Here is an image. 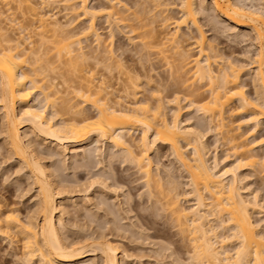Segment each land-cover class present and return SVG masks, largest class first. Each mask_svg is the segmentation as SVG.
I'll return each instance as SVG.
<instances>
[{"label": "bare ground", "instance_id": "bare-ground-1", "mask_svg": "<svg viewBox=\"0 0 264 264\" xmlns=\"http://www.w3.org/2000/svg\"><path fill=\"white\" fill-rule=\"evenodd\" d=\"M54 1L61 2L67 9L69 16L65 22L55 17V13H51L50 9L43 10L44 6L52 4L51 2ZM87 1L6 0L5 4H10L7 7L8 13H5L6 9H0V108L3 111L0 132L4 134V140L9 147L8 151L25 166L27 177L32 179V184L36 185L37 188L36 206L24 218L20 216L17 208L9 206L8 202L0 199V235L9 239L13 236L16 237V241L21 244L23 258L29 263L37 261L38 264H83L84 257L99 255L100 259L96 263L93 260H88L84 264H120L121 257L124 256V254L119 256L118 246L105 238L106 236L102 231H98L99 233L95 231L97 234L93 233L96 235L91 233L83 240L76 238V240H68L62 236L61 228L65 222L62 221V213L64 214V212L61 208V195L65 186L58 179V165L54 169H49L48 162L46 164L45 161H42L44 157L40 144L36 141L34 143L27 137V130H22L28 128L36 135V138L39 137L47 143L48 157L58 156L60 159L62 157L63 160L68 159L71 145L87 144L92 146L83 149L82 159L87 162L89 157H95V159L96 156L100 155L104 157L107 149L105 148L106 143H110V146L122 154L124 160L136 166L139 172L143 173L144 184L150 192L148 195L150 198L151 195H154L153 198L155 195L158 196L157 192V194H152L154 193L152 188L160 185V176L152 172V160L149 155L159 148L158 143L169 145L176 161L183 166L189 176L188 183L191 190L185 194L191 193L195 202L190 208L180 205L179 196L184 194L177 190L178 183L176 184L173 180L169 181L171 185L169 184L170 186L167 187V192H163L164 195L167 193L171 195L167 194L169 197L163 196L166 199L160 205L168 210L169 218L176 222L178 229L187 234L188 242H190L193 251L191 253L193 260L190 264H264V231L258 228V223L252 218V210L260 205V201L256 196L254 198L252 196L253 199L250 196L248 198L246 195L244 196L241 191L243 186L240 185L243 180L242 169L246 166H260L264 175V154L259 153L261 155L259 157L257 152L252 151L257 141L264 143V133L258 140H249L251 135L254 136L255 131L258 132L260 127L264 128V6L256 3L264 0H210L212 8L229 22L228 25L236 31V36L244 37L245 40L247 34L253 35L255 43L253 53L252 55L248 53L250 51L246 53L250 55L248 58L252 63L250 66L252 93L244 89L248 82L241 79V69L244 64L236 65L229 57L224 56L216 44L207 41L196 16L197 13L199 14L196 0H179L178 2L176 0H150L153 2V5L150 6L148 4L151 2L145 1V8H147L146 6L149 9L151 6L156 7V9L152 7V10L155 9L153 15L148 8L147 11H150L148 14L151 16L143 15L147 13L144 5L141 8L143 14H133V23L129 25L130 30H127L133 31L132 33L138 32L136 36L140 40L138 44L140 48L136 52L139 53L140 62L142 60L143 62L149 61V56L157 51L160 57L157 56L156 58H159V61L160 58L163 59L166 64L170 65L169 69L173 65L176 67V72H180V75L181 72L187 74L184 76L182 73L184 78L182 75L181 77L178 75L180 81H177L183 82L184 80V82L177 85L183 87L180 84H186L182 89L176 85L178 82L175 81V77L178 79V73H174L175 70L173 72L172 68L169 70V74L176 75L173 77L177 86V88L175 86L176 90L184 91V96H181L182 92L179 93L180 95L175 92L176 95L171 102L181 103L180 101L183 99L186 101L185 106L199 112L202 118L194 124L185 123L179 117V110L182 108L180 109L178 104H176L178 107L176 106L177 109H174L173 115L167 116V112L164 111L167 98L165 97V100L162 98L161 90L158 91L160 96L158 93L157 95L154 94L153 91L155 90H151V96L148 98L138 96L139 93L134 87L138 86L140 77L145 76L147 78L143 79H146L150 84L153 80L150 69L153 70L152 67L154 66L147 69L145 62H142L141 66L139 65L141 68L135 66L136 63L126 66L121 57L115 58L118 57V54L115 55V48L112 47L114 46V43L112 44L114 27L112 28V25L117 27L121 24L120 26H123L121 28H125L129 24L127 22L129 21L127 20L128 17H126L128 12L127 15L125 13L122 15L120 11L125 9L127 11L130 6L128 7L122 0H107V3L101 6H90ZM135 3L137 4V1ZM116 7H124L125 9L120 10ZM176 7L178 14L174 15L171 10ZM200 8L202 12L206 10L204 1L200 3ZM10 10V14L13 10L14 12L19 11V14L24 10V12L27 11L29 19L23 18V20L28 21V23L25 22L27 25L22 24L19 18L10 16ZM78 17H80L79 19L86 18L87 24L84 23L79 28L75 26L76 30L71 24ZM99 17H105L106 22L111 24L109 28L112 29L110 30L111 38L108 36L111 42L106 43L107 45L103 44L104 48H100L102 46L101 41L104 39L96 28V19ZM155 17H160L161 23L158 22L162 29L165 28V34L161 32V27H157L160 31L155 29L156 25H153V22L156 23L157 21ZM5 20L11 23L8 25L17 28L18 33L16 35L9 34L8 22ZM217 22L218 20L212 18L211 26L214 28ZM67 24L72 27L67 29ZM189 24L197 29V35L194 34V37L191 35L192 32H180L183 26L188 27L190 31ZM28 25H33L34 28L31 27V29L37 30L36 33L40 39L39 44L34 45V40L24 34L29 27ZM166 28H171V30ZM127 30L125 32L128 33ZM91 35L95 36L93 40H96V48L94 51L90 49L84 51L85 46L82 43ZM46 41L55 43L52 48L54 57L57 56L56 58L61 63L68 65L73 74L76 69H81L83 65L94 64L92 69L88 65L89 71L86 67L88 71L86 75L80 76L81 73L79 75L75 73L78 75L79 81H76L78 84L76 83L74 92L72 91L73 95L75 94L84 102V105H90L92 111L84 108L81 104L79 105L80 102H71L70 100L73 98L64 97L66 99L63 98L61 102L56 101V96H53L54 99H52V92L49 89H55L58 84L56 82L54 85L53 82L55 81L50 82L53 77H49V72H55L57 66L52 65L51 55L49 57V52H47L49 49L46 48L51 45L47 46ZM135 42L132 41L136 45ZM87 45L89 46V44ZM117 48L120 49V46ZM155 48H157L155 52L152 51ZM91 49L93 48L91 47ZM150 52H152L151 55ZM151 60L153 59L151 58ZM98 65H101V68L108 73L118 68L119 74L126 75L121 87L125 94L119 93L123 92L119 90L118 94L115 95L117 88H113L112 84L106 80L107 78L105 79L104 73L101 74L103 77L97 79L94 74L98 72L95 71L94 73L93 69L94 67L97 68ZM116 79L119 78L116 76ZM118 88L120 87L118 86ZM54 91L53 94L58 92V90L57 92ZM37 92L42 94L44 102H46L45 105L41 104L40 100L42 99L37 100V96H35ZM127 93L133 94L129 102L124 101L129 96ZM150 99L155 102H150ZM169 102L167 101V104L171 105ZM16 103L19 104V108H17ZM46 106H49L48 109L50 110ZM226 113L228 117L230 113H249V117L246 118V122L238 120L235 125L231 119L230 122L228 121L229 118L226 117ZM241 123H246V125L250 123L248 124L251 126L250 131L238 132V129L242 127ZM213 128L220 129L224 143L230 144L232 153L229 156L234 155L233 160L225 157L223 160L222 158L221 160L224 162L221 167H219L220 156L218 157L216 153H213L214 155L209 154L210 148L205 138V131ZM135 129L140 130V136L136 138L133 137ZM98 142L103 143L104 148L98 145ZM97 162L102 163V160L98 159ZM220 163L222 164V162ZM86 165L88 163H85ZM108 177L106 176L104 179ZM104 179L99 180V183L106 187ZM93 182L92 184H94ZM158 187L160 188V186ZM115 188L117 189V187L113 189ZM115 190L114 192H116ZM157 200L160 201L158 198L154 201L155 203L153 202L155 207L158 204ZM102 210L105 215L111 213L105 201H102ZM108 220L109 222L112 221L110 218ZM219 227L223 230L227 229L229 232L225 233V230V232H219ZM182 235L185 236L184 233ZM231 238H235L237 244L235 243L232 248L234 251L230 254V249L228 250L225 246L227 245L226 241H230Z\"/></svg>", "mask_w": 264, "mask_h": 264}, {"label": "rangeland", "instance_id": "rangeland-1", "mask_svg": "<svg viewBox=\"0 0 264 264\" xmlns=\"http://www.w3.org/2000/svg\"><path fill=\"white\" fill-rule=\"evenodd\" d=\"M5 1L6 0H0V9H2V10L6 9L5 13H8L7 7L10 4L9 5L5 4ZM122 1L125 2L128 7L130 6L129 7L130 9L129 10L127 9V11H126V9L124 7H122V8L116 7V8H120V10L125 9L122 12L119 10L122 15H124V13L126 14L128 12V15L126 14L127 15L126 17H128L127 20H129V21H127V22H129V24L126 23L128 25H126L125 28H121V27H123V26H120L121 24H119L117 27L112 25V28L114 27V29H113L114 36L112 38V41H113L112 44L114 43V46H112V44H111V46L115 48V55L118 54V57H115V58L119 59V57H121L122 61L125 63L126 66L127 65H135L134 63H136L135 66H137L138 68H141L140 66L142 65L143 60L140 62L139 55H138L139 53L136 52L139 50L138 48H140V46L138 45L140 43V40L136 36V34L138 32L134 31V33H132L133 31L132 32L129 31L130 30L129 25L133 23V20H132L133 14H135V15L143 14L144 12L141 11V8H143L144 4L146 5L145 1H147V3L151 2V1L150 0L149 1L148 0H122ZM136 1H137L138 5L135 3ZM176 1L178 2L179 0H176ZM203 1H204V5H206V10L203 11L204 13L202 12V10L200 8V3H202ZM203 1L202 0L201 1L196 0L197 7H198L197 9L199 12V14L197 13L196 16L198 17L199 25H201V28L204 31V34H205L207 41H209L213 44H216V46H218L220 48V50L224 53V56L229 57V59L232 60L236 65L244 64L243 68L241 69V74H242L241 79L248 82L246 84V86L244 87V89L247 90L249 93H252V87H251L252 84L250 81L252 78L251 77L252 74H250V72H251L250 66H252V63H250V59L248 57L250 55H252L253 48L255 47L253 35L247 34L245 36L246 37L245 40H244V37H241L239 35L236 36L235 35L236 31H234V29L230 28V25H228L229 22L224 20V18H222V16H220L212 8V6L210 4V0H203ZM51 3L52 4L44 6L43 10L50 9L51 13H53V14L55 13L54 14L55 17H57L59 20L65 22L69 16V14L67 15V9H65L64 5L61 2L54 1ZM87 3L90 6L91 5L101 6V5H105V3H107V0H88ZM152 3L153 2L149 3L148 5L149 6L153 5ZM256 3H257V5L259 3V5L261 4L264 6V1H257ZM145 5H144V8H145ZM146 7L148 8V6H146ZM152 7H154V6H151V8L150 9L148 8V9L150 11H152L151 14L153 15V11L155 12L156 7H154L155 9L153 8L154 10H152ZM147 8H145V12L148 10ZM150 11H147V13H145L143 15L148 14V12L150 13ZM171 11H173L174 15L178 14L177 7L172 9ZM18 12L19 11L14 12V10H13L12 14H10L11 13V10H10L9 14H10V16L13 15L14 17L19 18L20 19L19 21H21L22 24L28 23V21H25L26 18L29 19L28 18V16H29L28 12L27 11L24 13L20 12V14ZM151 14L150 15L148 14V16H151ZM171 14H172V12H171ZM23 18H25V19L23 20ZM79 18L80 17H78L77 19H75L74 22H72L71 25L74 28H75V26H76V28H79V26H83L84 23L87 24L86 18H83V19L82 18L79 19ZM212 18H214L216 21L218 20V22L216 23L214 28L211 26L212 24L210 23ZM155 20H157V21H156V23H154L155 22L154 21L153 25H156L155 29H157V27H161L159 24L160 17L159 18L155 17ZM6 22H8V21H6ZM8 24H11V23H9V22L7 23V26L9 28L8 29L9 34L16 35L18 33L17 28L15 29L14 27H12V25H8ZM110 25L108 24V21L106 22L105 17H99L96 19L97 32L100 33L101 37L104 39V40L102 39L103 41H101L102 46H100V48H104L103 44L107 45L111 42L109 40L111 38L110 30H112L111 28H109ZM149 25L153 26L152 24H149ZM72 26H70V24H67L66 28L69 29ZM128 26H129V28H128ZM31 27H33V25L29 26L27 28V30H25L24 34L26 36H29V38H31V40L32 39L34 40L33 41L34 45L39 44L38 41H40V39L38 38V33H36L37 30L36 31H35V29L33 30L34 27L31 29ZM147 27L150 28V26H147ZM189 28H190V31L188 30V27L183 26V27H181L180 32H187V33L192 32L191 33L192 36L194 34L197 35V32H196L197 29L193 25L189 24ZM125 29L126 30L129 29V30H127L128 33L125 32L126 31ZM164 29H162V27H161V32L163 34L166 33V32H164L165 31ZM166 29L171 30V28H166ZM139 30H141V29H139ZM157 30L160 31L159 28ZM127 34L128 35L131 34V35L128 36ZM213 35H215V36H213ZM129 37H131L132 39ZM94 38H95V36L93 37L91 35V37L89 36L85 41H83L82 44L85 46L83 49L84 51L85 50L87 51L89 49L94 51V49L96 48V44H95L96 40L94 41L93 40ZM35 39L37 42L35 41ZM190 40H192V39H190ZM132 41L133 42L136 41L135 43L137 46L134 43H132ZM102 42H104V43H102ZM53 44H55V43L54 42H52V43L47 42L46 45L47 46L51 45V46L46 47L47 49H49V51H47L45 49L47 52H49L48 53L49 57L51 55L50 59H52L51 60L53 62L52 65L53 66L56 65L58 67V68L56 67L55 72L53 71L55 74L52 71H51L52 73L49 72V77L50 78L53 77L50 80V82L55 81V82H53V84L56 82H57L56 84H58L57 85L58 87L55 86L57 88L58 92H57V90H55L56 88L53 90L49 89L52 92V99H54L53 96L54 97L56 96L55 97L56 101L58 100V102H61L64 97H67V99L73 98L70 100L71 102H76V101L78 103L80 102L79 105L81 104L84 106V108L88 109L89 111H92L90 105H88V104L84 105L83 104L84 102H82L81 99H79V97L75 96V94L73 95V92H74L73 90H74V87L76 86V83H77L76 81H79L78 75L80 73H81L80 76L83 74L86 75L87 72L89 71L88 65H89V68L92 69L94 64L89 62L90 64H88V65L86 64L87 66L83 65L82 68L79 66L81 69L78 68V69H76V71L73 70L74 71V74H73L71 69H69L68 65L63 64V62L61 63V61L56 58L57 56L54 57L55 55L53 54L54 51L52 49ZM87 44H89V46ZM119 46H120L121 50L117 48ZM91 47L93 49H91ZM44 48H45V46H44ZM156 49L157 48L152 49V51L154 50V52H155ZM118 50H120V51H118ZM133 50H134V52H133ZM248 51H250V52H248ZM247 52L250 55L246 54ZM120 53L123 55H121ZM151 53L152 52H150V55H151ZM155 53L154 54L152 53V55L149 56L150 62L144 61L146 63L145 64L146 66L143 64V66H145V68H147V69H150L152 66H154V67H152L154 71L152 69H150V74L152 77L151 79H153L154 81L152 80L149 84L146 81V79L145 80L143 79L146 76L140 77V79H139L140 81H139L138 86H137L138 88L134 87V89L137 90V93H139L138 96L140 98H143V97L148 98V96H151L150 93L153 90H155V91H153L154 94L157 95V93H158L159 96L161 94V96H162V98H164V100H165V97L167 98V100L165 101L166 107H164L165 108L164 111L167 112L166 113L167 116L171 117L173 115L174 109H177V107L179 105L180 109L182 108L181 110H179V113H180L179 117L185 123H188V124L196 123L197 121H199L202 118V117H200L202 115L199 114V112H197L196 110L190 109L191 107L189 108L188 106H185L186 105L185 100L182 99L183 101L181 100L180 101L181 103H176V102L172 103L171 102L172 99L174 98V95H176V94H179V93L181 94V92H182L181 96H184L183 95L184 91L176 90L177 86H178V88L184 89L183 87H185L184 85H186V84H180V86L183 85V87L182 86L179 87V85H177L179 83L184 82V80H183V82L182 81L178 82V81H180L179 77H178V75H180L179 74L180 72H176V67H173V65H171L172 71L174 72V70H175L174 73H176V74L178 73L177 74L178 79L175 77L176 76L175 74L172 73L174 76L172 74H169L170 73L169 70L171 68L169 69L168 67H170V65L166 64L163 59H162L163 60L162 61L161 58L159 61V58L158 59L156 58L157 56H159L157 51ZM137 55H138V57H137ZM151 58L153 60H151ZM163 63H165V64H163ZM91 64H93L92 67H90ZM147 64H148V66H147ZM246 64H247V66H246ZM86 67H87L88 71H87ZM83 68L86 70H84ZM100 68H101V65H98L97 68L94 67L95 70L93 69L94 73H95V71L99 73V74L98 73L94 74L97 76V79L103 77V75H101V74L104 73L105 79L107 78L106 80L110 84H112L113 88H115V89L117 88V91L115 90L116 91L115 95L118 94L119 90L123 91V92H119V93L125 94L124 90H122L123 88L121 89V87L123 86V80L126 79V75L125 74H119L118 68L113 69L111 73H108V72L104 71V69H102V68L100 69ZM173 68H175V69H173ZM77 70H79V71H77ZM59 72H61V73H59ZM75 73L78 75H75ZM182 73L183 72H181V75H182ZM52 74L55 76H53ZM60 74H62V75H60ZM181 75H180V77H181ZM183 75L186 76L187 74L183 73ZM56 76H57V78H56ZM111 76L113 77V79ZM116 76L119 79H116ZM153 76H154V78H153ZM184 76L182 78H184ZM171 77L172 78L175 77V81L178 82V83H176L177 86L175 85L174 78L172 79ZM182 78H180V79H182ZM185 83H187V81H185ZM119 84H121V85H119ZM163 84L166 85L167 87L164 86ZM118 86L120 88H118ZM175 86H176V88H175ZM162 89H163V91H162ZM54 90L57 93L53 94ZM160 90L162 93L160 92ZM158 91L160 92V94ZM175 92H176V94H175ZM38 93L39 92H37V94L35 93V96H37V100L42 99V100H40L41 104L45 105L46 102H44L45 100L42 97V94L41 93L38 94ZM127 94L129 96L127 98H125L124 101L129 102V100H131V97H133V94L132 93H127ZM135 96H137V94H135ZM38 97H39V99H38ZM149 98H151V97H149ZM33 99H34V97H33ZM65 99L66 98H64V100ZM73 100H75V101H73ZM32 101H34V100H32ZM149 101L155 102L152 99H150ZM167 101H170L169 103L171 105L167 104ZM17 104L18 103H16V106H18L17 108H19V104L18 105ZM176 104H178V105H176ZM47 105H48V103H47ZM182 106H184V107H182ZM46 107H47V109L49 108V106H46ZM1 110H2V108H0V125L2 126L1 123L3 121V118H2L3 117V113H2L3 111H1ZM48 110H50V109H48ZM197 114H199V115H197ZM234 114H236V115H234ZM234 114H231V113L228 114L229 117L227 116V113L225 115H226V117L229 118L228 121L230 122V119H231L232 122H234L233 124H235V125L237 124L238 120L239 121L241 120L242 122L243 121L246 122V120H247L246 118L249 117V113H239V114L234 113ZM230 115H232V117H230ZM188 118H189V120H188ZM232 118L234 119V121ZM232 122H231V125H232ZM241 124H242V127L240 129H238L239 130L238 132H240V131L243 132L244 130L250 131L251 126H248V124H250V123H247V125H246V123H241ZM260 128L261 129L258 132L255 131V133H253L254 136L253 135H251V137L249 136L250 137L249 140H251V139H257L258 140V138L260 139L261 134L264 133V128H262V127H260ZM22 130H27V133L29 134V135L27 134V137L30 140H32L34 143L36 141L37 143L40 144L39 145L41 147L40 149L43 151L42 156L45 158V159L43 158L42 161H45L46 164L48 162L47 166L49 169H54V167H56L58 165V168H59V169H57V171L59 173L58 179L61 181V184L63 186H65L63 193L61 195V206H62L61 208H63V212H64V214L62 213V218H63L62 221L65 222V223H63V226H62L63 229L61 228V232H62L63 237L67 238L68 240H76V239H82L83 240L86 236L91 235V233L93 235H96L97 233L102 231L106 236L105 238L109 239L113 244L115 243L116 246H118L117 249L120 251L119 256L124 254L123 258L121 257L120 264H181V263L182 264L183 263L184 264H190V263H192L193 259L191 257L192 256L191 253H193V251H192V247L190 246V242H188L189 240H188V237L186 236L187 234H185V232L178 229L179 227H177L176 222L172 221L171 218H169L170 215L168 214V210L164 209L163 206L160 205L162 202L165 201V199H166L165 197H169L168 195H171L168 193H167L168 194L167 195L165 193L167 195L166 196L163 194V192L164 191L167 192V189H168L167 187H169L171 185L169 183V181H173V180L175 181L176 184L178 183L177 184V186H178L177 190L182 192V194H184L183 196L181 195V197L179 196L180 205H182L186 208H190L193 205V203L195 202V199L193 198L191 193L189 195L185 194L186 192L191 190V188H190L191 186L188 183L189 182L188 181L189 176L187 175L188 173L183 168V166L180 165V163L178 161H176V158L174 157V154H172V151L170 150L169 145L164 144V143H162V144L158 143L159 148L156 151L151 152L149 155L151 157V160H152V170H153L152 172L154 174H158V176H160L159 177L160 178L159 179L160 185H158V186H160V188L158 186L157 187L155 186L156 188L153 186L152 192H154V193H152V192L151 193L152 194L158 193L157 194L158 196H160V193H162V196H160L161 198L155 195V197H157V198L154 197L155 198L154 199L152 197L154 195H151V198H150V196H148L150 194V192L148 191V188H146V185L144 184L145 179H144L143 173L142 172L140 173L139 170L136 168V166H134L133 164H130V162H128L127 160H124V157L122 156V154H120L119 151L117 152L114 147L110 146L109 145L110 143H106L105 148H107L108 151L106 149V152H105L106 154L104 155V157H102L103 155H100L101 157L96 156L97 157L96 159L102 160V163L97 162L95 157L94 158L89 157L87 162L85 159H82L83 158L82 153L84 154L83 149L89 148L88 146H91V145H87V144L71 145L70 146L71 150L69 149V152H68V155L70 157L68 156V159L63 160L62 157L60 159V157H58V156L57 157L53 156L54 158L48 157L49 154L47 152H49L48 151L49 149L47 147L48 146L47 143L42 141L41 139H39V137L36 138V135L34 133H32L28 128H25ZM204 130H206V129H204ZM205 132H206L205 138H206L207 144L210 148L209 154L211 155L213 153H216V154H218L217 155L218 157L220 156L219 159H220V162H222V164L219 162V164H220L219 167H221V165H223V162H224L223 160H225L224 157L226 159L231 158L233 160L234 155L232 154L233 155V156L231 155L232 157L229 156V154L232 153V150L229 146L230 144L227 142L224 143V140L221 137L223 135L220 133V129L217 128V130H216V128H213L212 130H206ZM139 136H140V130L135 129V131L133 132V137L136 138ZM98 145H100L101 147L104 148L103 143L98 142ZM109 147H112V148L109 149ZM253 148L254 149L252 151L254 153L257 152L256 154H258L259 157H261V155L264 154V143L257 141ZM8 149H9V147L4 140V134L0 132V199L1 200L4 199L6 202H8L9 206H11L13 208H17L19 213H20V216L24 218V216L27 215L28 213H30L31 210H33L36 206V200H37L36 189L37 188H36V185L32 184V179L27 177V169L25 168V166L23 164H21V162H19L18 159L15 158V156L8 151ZM187 149L190 151L189 148H187ZM229 149H230V151H229ZM115 153H116V155H113ZM45 156H47V157H45ZM56 158H58V159H56ZM222 158H223V160H221ZM52 161H54V162L51 163ZM105 161H107V162H105ZM211 161H212V159H211ZM85 163H88V165L85 166ZM257 167H258L257 165H255V167L246 166L244 169H242L243 170L242 171L243 180H242V183L240 185L243 186V189H241V191H242V194L244 196L246 195L247 198L250 196L251 199H253L256 196V198L259 199V201H260L259 206L260 207L257 206V207H255V209L252 210V218L256 223H258L257 224L258 228H260V229H262V231H264V207H263L264 206V181H263L264 175H263L262 170H261L262 167L261 168H260V166L258 168ZM60 168H61V170H60ZM106 168H107V170H106ZM155 171H156V173H155ZM108 172H110V173H108ZM104 173H105V176H104ZM106 176H109V177L104 179V177H106ZM100 178H102L106 181V182L104 181V183L106 184V187L108 186L107 188L100 185L99 180L102 181V179H100ZM90 180L94 181L93 182L94 184H92V181H90ZM96 180H98V181L96 182ZM75 181H77V182H75ZM108 184H110V185H108ZM114 187H117V189L116 188H115L116 190L113 189ZM114 190L116 192H114ZM163 196H165V197H163ZM252 196H253V198H252ZM158 198L160 201L157 200L158 206L156 205V207H155L153 202L156 201V199H158ZM101 200L103 202L105 201V203H107L109 206V210L111 213H109V215L106 214L107 216L105 215V213L102 210V201ZM156 208H159V209H156ZM89 217H90V219H89ZM107 218L108 219L110 218L112 221L110 220L111 222H109V220ZM114 219H115V222L113 223ZM116 226H118V227H116ZM218 230H219V232H221V231L222 232L226 231L225 233L229 232L227 229H224L225 230L224 231L223 229H221V227H219ZM93 232H95L96 234H94ZM182 233H184L185 236H183ZM186 237H187V239H186ZM11 238L9 239L8 237H4V236L0 235V264H38L37 261L33 262V263H31V262L29 263V261L27 262L26 260H24L23 254L21 251L22 250L21 244H19L20 242L16 241V239H15L16 237L14 238V236L12 239ZM234 240H235V238H231L230 241H226L227 245L225 246V248H227L228 250L230 249V254L233 253V251H234L232 249L236 243V240L235 241ZM92 256L89 255L87 257H84L83 258L84 262H86L88 260H93L96 263L97 260L100 259L99 255L93 256V257ZM84 262H83V264H84ZM74 264H78V263H74Z\"/></svg>", "mask_w": 264, "mask_h": 264}]
</instances>
